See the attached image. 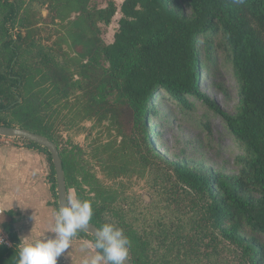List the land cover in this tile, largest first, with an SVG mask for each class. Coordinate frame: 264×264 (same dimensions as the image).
I'll return each mask as SVG.
<instances>
[{"label":"trees","instance_id":"obj_1","mask_svg":"<svg viewBox=\"0 0 264 264\" xmlns=\"http://www.w3.org/2000/svg\"><path fill=\"white\" fill-rule=\"evenodd\" d=\"M59 3L77 13L76 63L36 38L41 18L31 8L56 14ZM116 11L112 0L103 8L91 0H0V125L56 144L67 191L91 201L90 223L112 222L124 231L132 264H264V0H123L112 42L105 43L99 23L108 25ZM213 33L222 36L238 80L233 115L198 90V39L206 36L210 46ZM159 89L186 107L185 95L202 98L224 119L242 145L237 173L168 161L156 151L147 114ZM73 105L82 119L128 129L127 158L134 162L128 166L125 156L103 155L97 147L90 154L63 138L58 127L73 121ZM13 139L45 155L58 210L49 152ZM92 159H101L110 177L139 165L152 181L151 201L105 185ZM13 221L2 224L12 245L0 246V264H16ZM74 238L94 245L84 231Z\"/></svg>","mask_w":264,"mask_h":264},{"label":"rangeland","instance_id":"obj_2","mask_svg":"<svg viewBox=\"0 0 264 264\" xmlns=\"http://www.w3.org/2000/svg\"><path fill=\"white\" fill-rule=\"evenodd\" d=\"M108 1L91 0V3L103 8ZM112 1L117 8L116 13L108 25L99 23L101 38L105 43L112 42L120 17L119 6L123 0ZM74 8L72 4L59 3L56 14L45 6L35 5L31 9L41 18L35 26L36 38L54 48L62 49L70 61L76 63L78 58L73 48V41L78 27L75 23L77 13ZM212 36L210 46L206 43V36L198 39V90L221 110L233 115L239 108L238 80L222 36L216 33ZM185 96L189 101V107L177 104L161 89L154 93L151 108L147 114V126H149V136L156 151L168 161H187L224 174L237 173L236 158L242 153L241 143L228 129L224 119L216 114L202 98L190 94ZM63 111L66 112V110ZM72 114L73 121L69 125L62 123L58 127L59 134L63 138H70L90 154L97 147L103 155L125 156L126 159L123 161H126L128 166L134 162L133 157L127 158L130 143L126 137L128 129H125L123 125L117 127L114 122L108 120L97 122L82 119L75 112L74 105ZM3 143L22 147V144L13 138L1 137L0 144ZM90 162L98 179L105 185H120L125 194L135 193L142 198L145 194L151 201L152 181L136 163H133L128 170L110 177L101 159H92ZM44 176L43 166L38 174L40 192L50 200ZM82 240L84 244L92 245L89 240ZM90 250L91 254L95 252L94 247H90ZM58 264H69V262L63 261L60 256Z\"/></svg>","mask_w":264,"mask_h":264},{"label":"crops","instance_id":"obj_3","mask_svg":"<svg viewBox=\"0 0 264 264\" xmlns=\"http://www.w3.org/2000/svg\"><path fill=\"white\" fill-rule=\"evenodd\" d=\"M43 166L50 200L40 192L38 174ZM47 174V161L42 152L26 146L0 144V227L13 219V231L19 240L24 236L38 238L54 225L57 210ZM83 244L82 239L73 238L72 248L61 255L63 261L81 264L85 255H91L90 248L81 250Z\"/></svg>","mask_w":264,"mask_h":264},{"label":"clouds","instance_id":"obj_4","mask_svg":"<svg viewBox=\"0 0 264 264\" xmlns=\"http://www.w3.org/2000/svg\"><path fill=\"white\" fill-rule=\"evenodd\" d=\"M234 2L242 3L243 0ZM92 217L91 201L81 199L74 191L68 190L55 212L54 225L47 233L34 239L20 237L16 264H58V258L72 248L73 238L87 229ZM4 243V238L0 236V246ZM130 244V239L120 227L104 222L96 230L94 245L85 243L81 246L82 251L90 247L96 250L91 255H85L81 264H127Z\"/></svg>","mask_w":264,"mask_h":264},{"label":"water","instance_id":"obj_5","mask_svg":"<svg viewBox=\"0 0 264 264\" xmlns=\"http://www.w3.org/2000/svg\"><path fill=\"white\" fill-rule=\"evenodd\" d=\"M0 137L22 138L46 148V150L51 156V162L54 168L57 205L59 208L61 198H63L64 193H67V188L65 184V176L62 167V161L56 144L41 134L34 133L20 127H8L0 125ZM143 199L146 203H149L150 201L149 197L145 194H143ZM97 228V226L89 222L87 229L83 231L95 237ZM127 264H132L130 259L127 260Z\"/></svg>","mask_w":264,"mask_h":264},{"label":"built area","instance_id":"obj_6","mask_svg":"<svg viewBox=\"0 0 264 264\" xmlns=\"http://www.w3.org/2000/svg\"><path fill=\"white\" fill-rule=\"evenodd\" d=\"M0 236H2L5 240L4 245L7 247H10L12 245V242L10 241L7 233L0 227Z\"/></svg>","mask_w":264,"mask_h":264}]
</instances>
